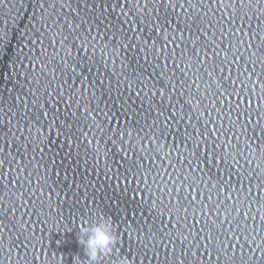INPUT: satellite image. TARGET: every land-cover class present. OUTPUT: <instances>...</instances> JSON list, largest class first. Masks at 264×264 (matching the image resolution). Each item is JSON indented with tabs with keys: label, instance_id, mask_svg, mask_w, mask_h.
I'll use <instances>...</instances> for the list:
<instances>
[{
	"label": "water",
	"instance_id": "95a60500",
	"mask_svg": "<svg viewBox=\"0 0 264 264\" xmlns=\"http://www.w3.org/2000/svg\"><path fill=\"white\" fill-rule=\"evenodd\" d=\"M77 3L0 5V134L7 132L0 141V158L7 157L0 168V264H84L79 229L101 218L111 222L117 245L97 264H161L170 249L161 243L160 257L152 251L160 229L177 237L179 264H205L198 236L189 233L191 245L180 244L189 224L215 231L225 221L252 248H264V0H180L183 7L150 15L144 0L139 9L133 0L127 15L118 4L105 16ZM155 23L163 25L158 33ZM121 25L149 47L122 48ZM166 35L177 37L169 51L179 44L167 70L154 56ZM206 39L220 56L201 65L192 52ZM140 80L147 87L137 98ZM152 91L166 115L176 112L169 124L178 135L152 127ZM187 136L206 142L195 157L191 140L184 148ZM212 264L241 262L221 257Z\"/></svg>",
	"mask_w": 264,
	"mask_h": 264
},
{
	"label": "snow or ice",
	"instance_id": "6c2138e0",
	"mask_svg": "<svg viewBox=\"0 0 264 264\" xmlns=\"http://www.w3.org/2000/svg\"><path fill=\"white\" fill-rule=\"evenodd\" d=\"M17 2L20 4V7H24V4L26 3V0H17ZM133 0H78L77 7L81 8L82 11L86 10L88 13L99 15V16H105L111 15V12H109V9H111L113 12L116 11L117 5L119 4V8L121 9L120 13H123L124 15H127V12L124 11L125 4H131ZM187 3H191V0H186ZM5 0H0V5L4 4ZM45 0H32V4H38L40 8L44 7ZM135 4L137 5L138 9L141 6V0H135ZM152 6L150 9L149 6ZM159 6L158 8L156 6ZM178 7H183V5L180 3V0H144L143 3V13L145 9H147V15L151 14V11L154 10L156 12H159L160 9H164L167 13L168 9H176ZM75 11V9H74ZM79 15V13H77ZM39 19V17H37ZM159 20L160 17H157ZM164 19H167V15ZM31 21H33V17H31ZM142 22V20H141ZM83 23L87 24L88 21L84 20ZM127 23V21H125ZM169 24H171V21H168ZM209 24H212V21H208ZM228 23L234 24L235 20H229ZM133 26L135 27V24L133 23ZM163 27L160 23L154 24V32H159L161 28ZM190 28V26H188ZM243 29H238V31H242ZM142 32L143 29H140ZM183 31V30H181ZM201 31H203L201 29ZM223 34V29H221ZM119 32L123 36V42H121V47L125 50L132 49V48H138V47H149V40L144 39L142 41V45L138 42H133V37L128 33V30L124 28L122 25L120 26ZM140 37L139 32H137L135 40L138 41ZM3 39V36L0 35V40ZM119 39V37H118ZM176 35H172L170 38L166 35L164 37V43L161 45L159 49H156L154 52V56L156 61L163 58L165 61L164 63V69L167 70L169 66V58L171 61H175L176 57V48H179V44H176V48L171 49L169 51V45L176 43ZM181 40H183V36L180 37ZM152 47L155 48L156 41L152 40ZM239 43H244L243 37H239ZM180 55L182 58L187 57V47L183 51L180 52ZM192 55L195 56L196 61L203 65L207 63L208 61H211L213 57H219L220 56V50H218V45H216V42L214 40L209 41L205 40L203 44H199L198 47L194 48V51L192 52ZM40 57H37L36 60H39ZM146 59V58H145ZM36 62V61H35ZM225 64H228L229 61L225 60ZM155 66L157 68L160 67L159 63H156ZM187 67L190 69L192 67L191 64H188ZM177 68H179V65L177 64ZM180 69V68H179ZM182 73L186 76L187 73L183 71V69H180ZM221 72L224 71L223 68L220 69ZM255 70L253 69V72ZM165 73L161 72L160 75L163 76ZM155 75V74H153ZM243 75V73H241ZM88 79V77H81V80ZM222 79L225 81L231 80L230 75H224L222 76ZM67 83V81H65ZM99 83L101 86L104 85V81L100 80ZM232 83L234 84L235 81L232 80ZM140 84L142 87L139 89V91H134V95L137 98H141V92L145 87H147V84L144 80H140ZM185 81L181 80L180 85H176L173 83V89L176 87H180L181 85H184ZM109 88L112 87L111 84L108 85ZM125 87L128 90H132L133 85L131 83H127ZM155 87V86H153ZM161 98L164 96V89H159ZM227 91V89H225ZM58 95L61 96V100H63V94L58 93ZM123 95V93H121ZM182 95V93H181ZM223 95V93H221ZM229 96L232 95V93L228 94ZM153 96H155V91H152V96H149V99L152 100V104L149 106V113L155 112L156 115L154 116L152 127L160 128V132L164 136L169 135L172 132H176L178 135V131L174 128L175 124H169V121L173 119V116L176 115V112L173 109L172 115H166L165 111H162L161 108L153 103ZM168 100L171 101V96L168 97ZM36 101H33V104H35ZM239 104H236V108H239ZM47 112H43V116H47ZM180 118H183L184 113H181ZM53 123H56V120H53ZM176 124L179 123L177 120L175 122ZM162 126V127H161ZM174 129V131H173ZM2 131V130H0ZM215 131V130H213ZM207 132L205 133H197V136H206ZM7 136V132H3L0 134V141L4 139V137ZM192 141V147L191 149V155L197 156L198 152H201L206 147V142H202L200 140H197L195 137L187 136L182 141L184 143V148L189 149L188 147V141ZM181 143V141H180ZM3 149L0 148V152H2ZM183 155V153H181ZM7 159V157L0 158V168L4 165V161ZM191 187V186H190ZM195 197H192L191 200H189V204H193L195 202ZM210 199V197H209ZM2 215V213H0ZM0 224H3V221L0 220ZM197 224H199V221H197ZM225 221H221V224L219 228L215 231H207L205 227L198 228L199 231L197 232V226L196 224H189L186 225L185 230H187V235H183L182 239H180V244H183L185 241H188V244L191 245V240H189V233L193 238H196L197 236L199 239L197 240L196 247L199 248L201 245H203V249L207 251L208 253V259L205 261V264H212L213 260L219 261L221 257L227 258L230 262H235L237 259L241 262V264H264V248L256 247L252 248L251 245L248 243L247 238L243 235V232L238 230L235 226H232L231 229L228 227H225ZM2 231V229H0ZM160 233H163V236H160L159 239L155 242L153 245L152 251L156 252L157 257H160V252L156 251L157 246L163 243V246L165 248H169V252L166 256H164L163 261L161 264H169V261H171V264H179V257L175 255L174 246L177 243V237L173 236L170 230L160 229ZM140 244H145L144 241H139ZM229 244H231V247H229ZM237 245H239V248H237ZM247 245V247L245 246ZM146 246V245H145ZM251 248V251L248 249ZM185 256H187V252L184 253ZM192 256H195V252L192 253ZM214 257V258H213Z\"/></svg>",
	"mask_w": 264,
	"mask_h": 264
},
{
	"label": "clouds",
	"instance_id": "9594fccd",
	"mask_svg": "<svg viewBox=\"0 0 264 264\" xmlns=\"http://www.w3.org/2000/svg\"><path fill=\"white\" fill-rule=\"evenodd\" d=\"M77 239L83 245L86 256L82 260L84 264H97L100 258L111 255L117 245V236L111 222L103 218L91 223L85 221ZM119 264H128V260L121 258Z\"/></svg>",
	"mask_w": 264,
	"mask_h": 264
}]
</instances>
